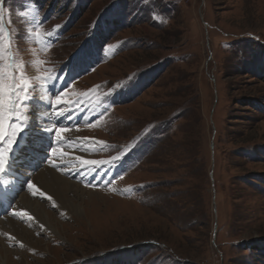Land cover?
<instances>
[{"label": "rangeland", "instance_id": "obj_1", "mask_svg": "<svg viewBox=\"0 0 264 264\" xmlns=\"http://www.w3.org/2000/svg\"><path fill=\"white\" fill-rule=\"evenodd\" d=\"M0 121V264H264V0H0Z\"/></svg>", "mask_w": 264, "mask_h": 264}, {"label": "bare ground", "instance_id": "obj_2", "mask_svg": "<svg viewBox=\"0 0 264 264\" xmlns=\"http://www.w3.org/2000/svg\"><path fill=\"white\" fill-rule=\"evenodd\" d=\"M36 114V113H35ZM40 114L41 116L44 115V111H40ZM70 118L69 115H66L61 121L62 123L58 126V128H62L63 124L66 123L68 121V119ZM44 122L46 121V118L42 119ZM42 122V121H41ZM49 129H52L51 126H47L45 129H43V131H50ZM64 132V131H63ZM66 132V131H65ZM62 133V132H61ZM61 136H63L64 134H60ZM52 138L54 139V137L52 136ZM72 138V137H71ZM79 138V137H78ZM82 140V139H81ZM80 141V140H79ZM60 142L59 143L57 141V143H53L51 145L53 146H50L52 149L54 147H56V145L60 144L61 145V148H64V146H66V148H71L70 147V141L66 142V139L65 138H61L60 139ZM64 143V144H63ZM76 143V142H75ZM62 144L64 146H62ZM51 149V150H52ZM69 150V151H68ZM67 150V153L73 155V151H71L72 149H68ZM53 151V150H52ZM66 151V150H65ZM82 151V150H81ZM77 152V151H76ZM76 156V155H74ZM55 157L52 156L49 160H48V164L46 166H44L40 171L36 172L35 175L33 176L31 173L27 175L31 178L32 176V182L35 183L39 188L40 190L46 192L47 196L49 198H51V202H53L56 206L60 208H63V209H67L70 213L74 214V216H77L78 214H80V206L78 204L75 203L74 199L72 201V199H70L69 195H66L64 194L63 191H78V190H81L83 188H80L78 185H75V184H72L70 180L62 177L61 175H59L56 171L57 170H53V169H50L52 168V164H56L57 162H53V159ZM70 157H68L67 159H69ZM78 164V163H77ZM50 165V168H48ZM80 167V166H79ZM76 168H78L77 165H74V167H72L71 170L75 171L77 170ZM4 173H5V170L3 169ZM60 172V170L58 171ZM4 173L2 175H0V180L1 178L4 179L3 177L5 176ZM27 179V178H26ZM29 179V178H28ZM4 181H10V183L12 182L13 184H15V182L11 179H4ZM74 183V182H73ZM29 185H30V181L28 182V188H29ZM13 190H12V194L15 193L16 189H18V186L17 184H15L14 186H12ZM34 187V186H33ZM81 191H86L85 190H81ZM91 193V192H90ZM4 194V193H2ZM75 194V193H74ZM77 194V193H76ZM83 194V193H82ZM15 194H13L14 196ZM33 195V194H32ZM89 195V194H88ZM39 196V195H38ZM77 196V195H76ZM79 196V195H78ZM98 196V195H97ZM80 197V196H79ZM1 198H12L11 195L9 196H3L1 195ZM15 204H16V207L20 208V209H27L30 211V214L33 216V218H35L36 220V223H38L39 227H43L53 233H57L58 232V228H56L57 226V223L55 222V219H54V215H52V213H49L48 211H46L43 206L38 203L37 201H33L31 200L30 198L24 196L23 194H18L17 197L14 199ZM12 202V204H13ZM78 202V201H77ZM50 204V203H49ZM81 204V203H80ZM46 205V204H45ZM55 206V207H56ZM46 207V206H45ZM2 212H4V210H2ZM5 214V213H4ZM2 214V215H4ZM16 214V212H15ZM1 215V216H2ZM3 218L4 217H0V229H5L7 231H10V232H13L17 238H16V241L17 242V239L18 241H23L25 242V236L28 235L27 231L23 230V228H16L12 221H9L10 219L7 218H4V221H3ZM6 221V222H5ZM55 223H54V222ZM16 222V221H15ZM53 222V224H52ZM59 224V223H58ZM17 225V223H16ZM18 227V226H17ZM20 231V232H19ZM6 233V232H5ZM58 234V233H57ZM28 238V237H27ZM27 241V240H26ZM22 242V243H23ZM28 242V241H27ZM6 250V249H5ZM9 251V250H8ZM7 253V250L4 251ZM1 256V255H0ZM6 261V259H5ZM3 264H6L5 262Z\"/></svg>", "mask_w": 264, "mask_h": 264}, {"label": "clouds", "instance_id": "obj_3", "mask_svg": "<svg viewBox=\"0 0 264 264\" xmlns=\"http://www.w3.org/2000/svg\"><path fill=\"white\" fill-rule=\"evenodd\" d=\"M33 57H37V53L35 51L32 52ZM39 55L41 56H47V50L44 53H40ZM33 67L36 69V76L33 77V79H36L40 76V70H39V62L38 59H34L33 62ZM7 67V65H5V68ZM17 68L20 69V71L23 73V63L19 62L16 65ZM59 69L55 66H50V68L47 70V74H48V79L51 80L52 79V74L54 72H57ZM27 83V81H25ZM40 83H43V80L40 81Z\"/></svg>", "mask_w": 264, "mask_h": 264}, {"label": "snow or ice", "instance_id": "obj_4", "mask_svg": "<svg viewBox=\"0 0 264 264\" xmlns=\"http://www.w3.org/2000/svg\"><path fill=\"white\" fill-rule=\"evenodd\" d=\"M37 35H39V33H37ZM26 83V82H25ZM23 98H26V97H23ZM57 103L59 102L58 100L56 101ZM15 107H16V105L13 103L12 105H11V108H10V111H9V118H11V115L12 114H15L14 112H13V109H15ZM63 113H58V115H62ZM0 127H2V131H0V139H2L3 138V135H4V133H3V123H2V121H0ZM18 130V129H17ZM50 131H51V129H49ZM56 131V135H57V137H59L60 136V134H61V132H63V131H65V129H56L55 130ZM9 146H11V145H9ZM54 151H56L55 149H54ZM2 163H3V161H2V159H0V165H2ZM0 171H2V167H0ZM29 187L31 188L32 186L31 185H29Z\"/></svg>", "mask_w": 264, "mask_h": 264}, {"label": "trees", "instance_id": "obj_5", "mask_svg": "<svg viewBox=\"0 0 264 264\" xmlns=\"http://www.w3.org/2000/svg\"><path fill=\"white\" fill-rule=\"evenodd\" d=\"M127 264H131V263H127Z\"/></svg>", "mask_w": 264, "mask_h": 264}]
</instances>
